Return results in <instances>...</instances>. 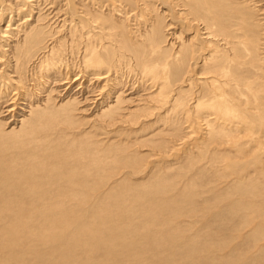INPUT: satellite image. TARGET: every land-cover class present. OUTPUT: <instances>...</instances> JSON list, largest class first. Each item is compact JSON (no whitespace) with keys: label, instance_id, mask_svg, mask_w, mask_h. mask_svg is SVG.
I'll use <instances>...</instances> for the list:
<instances>
[{"label":"rangeland","instance_id":"obj_1","mask_svg":"<svg viewBox=\"0 0 264 264\" xmlns=\"http://www.w3.org/2000/svg\"><path fill=\"white\" fill-rule=\"evenodd\" d=\"M13 1L17 0H10ZM34 1L35 10L31 12V7L24 9L19 12V16L25 14L26 19L34 21L35 16L31 15L36 13V17L40 18L36 22L44 21L47 24L48 31L46 27L43 28L45 35L41 49L31 53L34 63L30 62V65L39 64L38 68H33L35 71L37 69V74L31 75L36 79L31 76L27 81L18 77L0 78V83L10 80L12 83L4 85V89H8L6 93L0 90V259L3 260H0V264H136L137 261L138 264H264V173L254 168L264 158V91L258 90L264 86V51L260 49L261 53L257 57L249 58L255 54L253 51L249 54L242 46H239L243 49L240 51L235 48L237 57L248 61L245 60L239 67L229 58H226L228 61L221 59V62H228L224 66L229 67L230 74L235 78L233 81H241L239 88L232 87L230 91L219 88L222 76L214 82L215 78H212L211 73L204 72V67L200 71V60L207 54L209 39L213 47L218 37L235 40L237 35L236 39L242 38L250 48L255 37L260 39L264 36V0H218L221 8H208L203 0H172L173 5H176L173 6L174 10H170L169 5L164 6L162 0H112L109 3L113 8L110 5L109 8L113 15L106 22L108 29L104 32L105 39L100 37V32L104 29L101 28V19L108 13L106 6H100L101 10L87 8L90 14L82 18L91 16L95 21L84 24L83 29H80L76 24L79 21L76 17L78 13L74 18L69 15L67 8L63 13V3H68L67 0ZM74 1L79 7V1ZM131 1L134 2L132 6L127 3ZM84 4L90 5L89 2ZM195 20L204 21L212 34H204L200 38L201 32L198 31L199 36H194L196 28L191 24ZM11 27L9 35L21 28L19 25ZM109 32L118 34L124 42L125 47L121 50L123 56L118 60V50L115 49L112 53L117 63L112 59L113 65L98 69L104 78L90 80L91 75L82 69L81 64L83 44L87 38L103 39L100 53L105 57L107 46L110 49L115 42L114 39L106 41L111 34ZM57 37L62 39L58 40ZM53 38L59 41L54 44L53 50L59 48L64 53L61 54L62 64L55 67L59 75L50 84L47 69L52 64V56L47 54ZM61 41L62 46L59 45ZM6 43V51L9 45H15V42ZM231 44L227 43L226 47L228 53L232 52L229 56L234 52L233 47H236L235 43L233 46ZM6 51L0 58L2 73L11 70ZM36 53L38 56L41 53V58ZM179 58H183V61ZM166 59L169 63L167 74L171 92L167 87L163 94L169 95V99L176 97V102L179 101V104H173L172 110L171 103H163L162 90L160 94L153 93L155 90L152 88L154 83L151 76L145 73L147 70H142L145 65L157 66L163 60L166 62ZM14 60L17 62V58ZM67 77H72L71 82ZM253 77H256L255 82L259 81L258 85ZM251 80L253 85L249 93L251 95L252 90L259 91L256 95L257 104L250 102L251 96L244 88V83ZM17 81L20 86H16ZM32 82H36V85ZM112 84L116 87L110 90ZM28 86L30 90L37 88L34 95L27 93L28 96L24 92L29 90ZM117 89L119 91L116 92ZM52 94L57 99L51 98ZM119 95L122 101L114 98H119ZM44 96H49V99L43 100ZM140 98L143 100H140L142 109L124 121L127 105L134 104ZM188 98L191 99L190 103ZM234 98L241 103L240 106L235 104L233 117L222 114L223 117L210 109L199 110L208 107V103L216 99L231 104ZM198 101L201 106L196 105ZM164 106L168 112L164 111ZM252 106L257 111H252ZM198 112L200 116H197ZM198 117L204 119V125L198 123ZM213 130L215 133L212 134ZM219 131V134L216 133ZM205 132L212 135L208 134V137ZM228 135L233 137L232 140H237V147L231 142L226 143L225 138L231 139ZM24 170H27L26 175L36 178L35 188L28 180L17 186L12 185V177L9 179L8 175ZM28 190L33 199L31 196L26 197ZM91 192H94L93 195ZM69 206L72 209L68 210ZM4 244H7V249ZM63 253L66 254L63 256ZM142 254L144 257V254L147 255L144 258ZM14 255L21 260L17 261ZM42 255L48 256L45 258ZM58 257L60 260L63 257V262L59 263Z\"/></svg>","mask_w":264,"mask_h":264},{"label":"bare ground","instance_id":"obj_2","mask_svg":"<svg viewBox=\"0 0 264 264\" xmlns=\"http://www.w3.org/2000/svg\"><path fill=\"white\" fill-rule=\"evenodd\" d=\"M12 1V0H11ZM79 2V4H78V6L79 7H77V4H76V2L74 1V0H67V2L68 3H63L64 4V6H65V9H64V12L63 13H65V11H66V8H67V11H68V13H69V15H71L72 16V18H74L75 16H76V13H78L77 14V18L79 19V21H76V24H77V26L79 25V27H80V29H83V26H84V24L85 25H87V24H89L90 23V21H93L94 20V18H92L91 19V16L90 17H87V18H82V17H84V16H89V14L90 13H88L87 11H86V9L88 8V9H100L101 10V7L100 6H106L108 9H107V14H105V16L104 15H102V19H101V23L103 24L102 26H101V28H104L101 32H100V37H104V32H105V29L108 27L107 25H106V22L107 21H110V19H111V16L113 15V13H111L112 12V10H110L111 8H113V6L109 3L110 1H112V0H78ZM121 1V0H120ZM119 1V2H120ZM130 1V0H129ZM135 1V0H134ZM163 1V5L164 6H166L167 7V5H169L170 6V10H174L173 9V6H175L176 7V5H173V1L172 0H162ZM204 1V5L205 4H207L209 7L208 8H213V7H216V6H219L220 8L222 7L219 3H218V0H203ZM38 2V1H37ZM84 2H89V4L90 5H86V4H84ZM116 2V1H115ZM202 2V1H201ZM200 2V3H201ZM239 2V1H238ZM247 2V1H246ZM251 2H254V1H251ZM261 2V1H260ZM105 3H107L108 5H103V4H105ZM117 3V2H116ZM121 3V2H120ZM129 5H134V2L133 1H131V2H127ZM187 3V2H186ZM199 3V4H200ZM203 3V2H202ZM201 3V4H202ZM240 3V2H239ZM242 3V2H241ZM259 3V2H258ZM262 3V2H261ZM15 4H16V6H15ZM122 4V3H121ZM120 4V5H121ZM178 4V3H177ZM200 4V5H201ZM34 5H35V1L34 0H17V1H13V2H10V0H0V41H1V45H0V58H1V55H3V51H4V53H5V51H6V47H7V43L6 42H8V45L9 44H11V43H14L15 42V45L13 44V45H9V47H8V50L6 51L7 52V61H8V66L11 68V70H10V72H8L7 71V73L5 72V73H2L3 72V69L1 70V66H0V78L1 77H4V78H10V79H14V78H16V77H18V79L20 78V79H26V81H27V78L28 77H30L31 75H35V74H37V69H36V71H35V69L33 70V68L34 67H36L37 66V68H38V63H36V65L35 64H31L30 65V62H32L31 61V53L33 54V50H36V49H41L40 48V45L42 44V40L44 39V35H45V32H44V30H43V28L44 27H46V30H47V24H46V22H44V21H39V23H37L36 21H38L40 18H38V16L36 17V13L35 14H33V15H31V16H35L34 17V21H30V18H28V19H26L25 18V14L24 15H21V16H19V12L20 11H23L24 9H28V8H30L31 7V12L32 11H34L35 9L34 8H36V7H34ZM109 5H110V7L111 8H109ZM182 5V4H181ZM254 5V4H253ZM36 6V5H35ZM63 6V7H64ZM163 6V7H164ZM195 6V5H194ZM16 7V8H15ZM123 7V6H122ZM162 7V8H163ZM182 7H183V5H182ZM258 7H259V5H258ZM118 8V7H117ZM161 8V7H160ZM165 8V7H164ZM163 8V9H164ZM179 8V7H178ZM187 8V7H186ZM263 8V7H262ZM105 9V8H104ZM29 10V11H30ZM38 10H39V8H38ZM114 10V9H113ZM117 10V9H116ZM141 10V9H140ZM162 10V9H161ZM165 10V9H164ZM182 10V9H181ZM97 11V10H96ZM166 11V10H165ZM168 11V10H167ZM208 11H209V9H208ZM31 12H30V14H31ZM98 12V11H97ZM123 12V11H122ZM121 12V13H122ZM263 12H264V10H263ZM37 13H39V12H37ZM120 13V14H121ZM127 13H128V11H127ZM126 13V14H127ZM130 14H131V12H129ZM54 14V13H53ZM151 14V13H150ZM165 14V13H164ZM48 15V14H47ZM82 15V16H81ZM124 14H122V16H123ZM128 15V14H127ZM41 16V15H40ZM55 16V15H54ZM121 16V15H120ZM126 16V15H125ZM149 16V15H148ZM29 17V16H28ZM51 17V16H50ZM22 18H23V20H22ZM25 18V19H24ZM62 18V17H61ZM61 18H58V20L59 19H61ZM44 19V18H43ZM204 19H206V17H204ZM257 19V18H256ZM48 20V19H47ZM58 20H57V22H58ZM155 20V19H154ZM262 20V19H261ZM264 20V19H263ZM262 20V21H263ZM21 21V22H20ZM46 21V20H45ZM52 21V20H51ZM62 21V20H61ZM95 21V20H94ZM98 21V20H97ZM196 21V20H195ZM242 21V20H241ZM16 22H18V24H16ZM20 22V23H19ZM33 22H35L36 24H34ZM100 22H99V24H100ZM260 22V21H259ZM4 23H5V25H4ZM34 25H33V24ZM50 23V22H49ZM171 23H173L174 24V22H171ZM186 23V22H185ZM184 23V24H185ZM190 23H192V22H190ZM242 23V22H241ZM248 23V22H247ZM251 23V22H250ZM31 24V25H30ZM75 24V25H76ZM173 24H171V26L173 25ZM231 24V23H230ZM253 24V23H252ZM4 25V26H3ZM16 25H19V26H21V28H20V30L19 29H17V30H15L14 31V34H11L10 33V35H9V32H10V28H12L11 26H16ZM33 25V26H32ZM187 25V24H186ZM192 26H194L195 28H196V32L194 33V36L195 35H197V36H199V34H198V31H200L201 33H200V38L201 37H203V35L205 34H212V30L210 31L209 30V27L204 23V21H196V22H194L193 24H191ZM190 25V26H191ZM262 25H263V23H262ZM1 26H3L2 27V29H1ZM89 26V25H88ZM189 26V27H190ZM253 26V25H252ZM255 26H257V25H255ZM258 26H259V24H258ZM50 27V26H49ZM48 27V28H49ZM58 28H59V26H57ZM82 27V28H81ZM174 27V26H173ZM172 27V28H173ZM135 28V27H134ZM192 28V27H191ZM190 28V29H191ZM257 28H259V27H257ZM52 29V28H51ZM53 29H54V25H53ZM108 29V28H107ZM181 29H182V27H181ZM193 29V28H192ZM250 29V28H249ZM57 30V29H56ZM55 30V31H56ZM226 30V29H225ZM239 30V29H238ZM243 30V29H242ZM257 30V29H256ZM48 31V30H47ZM59 31V30H58ZM169 31V30H168ZM181 31V30H180ZM108 32V31H107ZM244 32V31H243ZM254 32V31H253ZM260 32V31H259ZM56 33V32H55ZM82 33V32H81ZM87 33V32H86ZM92 33V32H91ZM109 33H111L110 35H109V37H107V40L106 41H108V40H115V42H114V47H111L110 49H109V46H107V48H108V50L107 51H105V57L102 55V53H100V48L102 49V47H103V43H101V41L103 40V39H105V37L101 40V41H98L96 38L97 37H91V38H87L86 40H85V45L83 44V52H82V57H81V64H82V66H83V70L86 72V73H88V75H91V78H89L90 80L91 79H94V80H101L102 78H104V76H102V72H98L99 70L98 69H105V66H107V67H109L110 65H113V60H115L116 61V63H117V61L118 60H120L121 58H122V56H123V53H122V48L123 47H125V45H124V42L118 37V34H116V35H114V34H112L113 32H109ZM134 33H136V31L134 32ZM133 33V34H134ZM140 33V32H139ZM232 33V32H231ZM238 33V32H237ZM255 33V32H254ZM264 33V31L262 32V34ZM9 36H8V35ZM48 34V33H47ZM141 34V33H140ZM226 34V33H225ZM242 34V33H241ZM259 33L257 32V35H258ZM50 35V34H49ZM48 35V36H49ZM135 35V34H134ZM133 35V36H134ZM253 36L255 35V34H252ZM260 35V34H259ZM55 36H57V34L55 35ZM91 36V35H90ZM252 36V37H253ZM37 37V38H36ZM86 37V36H85ZM192 37H193V35H192ZM236 37H237V35L235 36V40H233V39H229V38H226V37H224V36H222L221 38L220 37H218V39L216 40V42L214 43V45H213V47L210 45L211 44V40L209 39V42L207 41V40H203V41H205L206 43L208 42V46H207V54L205 55V56H203L202 58H201V63H202V65H201V67H200V71L203 69V67L205 68V71L204 72H208V73H211V75H212V78H215L214 79V82H216L221 76V78L223 79V80H221L222 82H221V86L219 85V88L221 87L222 89H224V91H230V90H232L231 88L232 87H234V89H235V87H237V88H239V83L241 82V81H233V79H235L234 77H233V75H231L230 74V69H229V67L228 66H224V63L226 62V61H228V59H226V58H229V59H231V62L232 63H234L237 67H239V66H241L244 62H245V60H243V59H241V58H239V56L237 57V54H238V52H237V50H243L244 49V51H246V52H249V54L253 51L255 54L253 55H251V56H249V58L251 57V58H253V56H255V57H257L258 56V54H260L261 52V50L262 51H264V36L263 37H260V39L258 38H254V42H253V44L251 45V47L249 48V47H247L246 45H245V42H244V40H241L242 38H237L236 39ZM58 38V37H57ZM61 39H62V37H60ZM214 38V37H213ZM244 38V37H243ZM248 38V37H247ZM251 38V37H250ZM47 39H49V38H47ZM61 39H59L58 38V40H61ZM81 39V38H80ZM57 40V39H56ZM64 40V39H63ZM213 40V39H212ZM247 40H249V39H247ZM253 40V39H252ZM14 41V42H13ZM105 41V42H106ZM191 41V40H190ZM249 41H251V40H249ZM6 44H5V43ZM44 42V41H43ZM57 41H55L54 40V38L52 39V41H51V43H52V47H50L49 46V52H48V54L47 55H51L52 57V61H51V63L53 64H51L50 65V68L49 69H47V73H48V77L47 78H51V79H49L51 82H50V84H53L52 82H53V80L59 75L58 74V71H57V68H55L56 66L58 67V65L59 64H62V61L63 60H61V58H62V56H61V54L62 53H64L63 52V50L62 49H59V48H57V50L55 49V50H53L54 49V47L53 46H55L54 44L56 43ZM59 42V41H58ZM57 42V43H58ZM62 42L63 41H61L60 43H59V45L60 46H62ZM4 43V44H3ZM82 43V42H81ZM227 43H232L233 45H234V43H235V45L234 46H236V47H233V50H234V52H233V54L232 55H228V54H231L232 52L230 51L229 53L227 52L228 51V48H226L227 47ZM47 44H48V42H47ZM75 44V43H74ZM231 44V45H232ZM251 44V43H250ZM43 45V44H42ZM104 45H106V44H104ZM232 45V46H233ZM4 46H6V47H4ZM239 46H242L243 47V49L242 48H240ZM58 47V46H57ZM210 47H211V49H210ZM3 48V49H2ZM45 48H46V46H45ZM203 48V47H202ZM204 48H206V47H204ZM235 48H237V50L235 51ZM48 49V48H47ZM46 49V50H47ZM118 50V55H119V59L117 60L116 58L114 59L113 58V51L114 50ZM261 49V50H260ZM45 50V53H47V51ZM104 50V49H103ZM231 50V49H230ZM33 51V52H32ZM57 51H60L59 53L57 52ZM81 51V50H80ZM36 52V51H35ZM37 52H39V51H37ZM42 52V51H41ZM37 54V53H36ZM56 54H58V55H56ZM155 54V53H154ZM225 54V55H224ZM239 54H241V53H239ZM246 54V53H245ZM6 55V54H5ZM81 55V54H80ZM179 55V54H178ZM223 55L225 56V57H223ZM235 55V56H234ZM242 55V54H241ZM240 55V56H241ZM257 55V56H256ZM264 55V54H263ZM4 56V55H3ZM2 56V57H3ZM42 56H46V54L44 55H42ZM201 56V55H200ZM260 56V55H259ZM37 57L38 58H41V53H40V56H38V54H37ZM47 57H50V56H47ZM248 57V56H247ZM6 57H4L3 59H4V61L6 60L5 59ZM17 58V62L14 60L13 61V59H16ZM34 58V57H33ZM46 58V57H45ZM50 58V59H51ZM222 58H224V59H226V61H223V62H221L222 60ZM35 59H36V57H35ZM113 59V60H112ZM165 59V58H164ZM177 59V58H176ZM180 59V58H179ZM223 59V60H224ZM256 59V58H255ZM258 59H261V58H259L258 57ZM262 59H263V57H262ZM2 60V59H1ZM0 60V61H1ZM34 60V59H33ZM40 60H42V59H40ZM61 60V61H60ZM181 61H183V58H181L180 59ZM38 61V60H37ZM181 61H179V63L181 62ZM247 61V60H246ZM253 61H254V59H253ZM252 61V62H253ZM256 61H257V59H256ZM256 61H254V63L256 62ZM261 61V60H260ZM3 62V61H2ZM196 62V61H195ZM262 62H264V61H262ZM32 63H34V61L32 62ZM49 63V62H48ZM176 63V62H175ZM183 62H181V64H182ZM226 63H228V62H226ZM247 63H248V61H247ZM253 63V64H254ZM41 64H42V62H41ZM256 64V63H255ZM257 64H258V62H257ZM261 64V63H260ZM259 64V65H260ZM45 65V64H44ZM49 65V64H48ZM187 65H189V63H187ZM252 65V64H251ZM263 65H264V63H263ZM262 65V66H263ZM62 66V65H61ZM143 66H144V64H143ZM146 66V65H145ZM142 67V70H147L145 73H148L149 74V76H151L150 78H151V80L153 81L152 83H154V85H152V88L155 90V92H153L154 94H158L161 90V92H162V100H164V102L163 103H166L167 105H168V103H171L170 104V109L172 108V106H173V104H179L178 102H176V97H171L170 99H169V95H164L163 94V91H164V89H166L167 87H168V85H169V77H168V74H167V72L169 71V63H168V59H166V62L163 60L161 63H158V65L157 66H151V67ZM41 67V66H40ZM43 67V66H42ZM252 67V66H251ZM10 68H8V69H10ZM48 68V67H47ZM178 68V67H177ZM260 68H262V67H260ZM259 68V69H260ZM7 69V68H6ZM61 69V68H60ZM179 69V68H178ZM254 69V68H253ZM257 69V68H256ZM255 69V70H256ZM83 70H82V72H83ZM254 70V71H255ZM60 71V70H59ZM257 71V70H256ZM262 71H264V69H262ZM261 71V72H262ZM44 72V71H43ZM198 72V71H197ZM258 72H260V71H258ZM260 72V73H261ZM42 73V72H41ZM84 73V72H83ZM195 73V72H194ZM200 73V72H199ZM259 73V74H260ZM264 73V72H263ZM9 74H11V75H9ZM44 74V73H43ZM45 74H46V72H45ZM58 74V75H57ZM258 74V73H257ZM258 74V75H259ZM14 75H15V77H14ZM41 75V74H40ZM47 75V74H46ZM61 75V74H60ZM196 75H198V74H196ZM256 75V74H255ZM257 75V76H258ZM262 75H264V74H262ZM43 76V75H42ZM67 76V75H66ZM102 76V77H101ZM208 76V75H207ZM256 76V77H257ZM32 77V76H31ZM35 76H33L32 78H34ZM55 77V78H54ZM80 77V76H79ZM219 77V78H218ZM255 77V78H256ZM259 77V76H258ZM262 77V76H261ZM261 77H259V78H261ZM32 78H30L31 80H32ZM46 78V77H45ZM61 78V77H60ZM68 79V81L69 82H71V78H69V77H67ZM220 78V79H221ZM254 78V77H253ZM253 78H251V79H253ZM255 78H254V82H255ZM2 79V78H1ZM35 79H36V77H35ZM41 79V78H40ZM149 79V78H148ZM204 79H206V77L204 78ZM207 79H208V77H207ZM15 80H17V79H15ZM31 80L30 81H28V84H29V82H31ZM43 80H45V79H43ZM43 80H41L42 82H43ZM60 80H63V77L60 79ZM59 80V81H60ZM106 80V79H105ZM240 80V79H239ZM258 80V79H257ZM261 80H263V79H261ZM24 81V80H23ZM55 81V80H54ZM157 81V83L155 84V82ZM243 81V80H242ZM252 81L253 80H251L250 82L248 81V83L246 82V83H244V88H245V90L247 91V94H249V96H251L250 97V102H253L254 104H257V99H256V95H258V92L259 91H257V90H252V93H251V95H250V93H249V89H252V85L253 84H251L252 83ZM1 82V81H0ZM18 82V83H17ZM16 83V86H20V83H19V81H17ZM36 82H39L38 80L36 81ZM35 82V83H36ZM65 82V81H64ZM109 82V81H108ZM112 82V81H111ZM117 82V81H116ZM115 82V83H116ZM187 82V81H186ZM185 82V83H186ZM208 82V81H207ZM244 82V81H243ZM253 82V83H254ZM259 81H257V82H255L256 84L258 83ZM261 82V81H260ZM33 84H35L34 82H32ZM41 82H39V84H40ZM47 83V82H46ZM151 83V82H150ZM263 83H264V81H263ZM6 84H12L11 83V80H10V82H7V83H0V90H1V92H3V93H6L7 91H8V89H7V91L4 89V85H6ZM33 84H31V85H33ZM42 84V83H41ZM44 84V83H43ZM48 84V83H47ZM106 84V83H105ZM111 84V83H110ZM36 85V84H35ZM34 85V86H35ZM45 85V84H44ZM60 85H61V82H60ZM258 85V84H257ZM261 85V84H260ZM22 86H23V84H22ZM34 86H32V87H34ZM39 86V85H38ZM46 86V85H45ZM45 86H43V87H45ZM53 86V85H52ZM243 86V85H242ZM31 87V88H32ZM40 87V86H39ZM116 86H115V84H112L111 85V87H110V90H112V89H114ZM118 88V87H117ZM119 88H120V86H119ZM118 88V89H119ZM178 87H176V89H177ZM241 89H242V87H240ZM10 89V88H9ZM28 89H29V86H28ZM37 89V88H36ZM36 89H32V90H28V91H25L24 90V92L27 94H29V93H33V95H34V92H36L37 90ZM116 90V92L117 91H119V90ZM176 89H175V91H176ZM255 89V88H254ZM27 90V89H26ZM47 90V89H46ZM51 90V89H50ZM56 90V89H55ZM99 90V89H98ZM171 90V89H170ZM179 90V89H178ZM180 90H181V87H180ZM216 90V89H215ZM221 90V89H220ZM258 90H262V91H264V86L262 87V86H260L259 88H258ZM153 91V90H152ZM168 91H169V87H168ZM167 91V92H168ZM217 91V90H216ZM238 91H239V89H238ZM254 91V92H253ZM13 92H14V90H13ZM19 92V91H18ZM45 92V91H44ZM48 92V91H47ZM114 92V91H113ZM116 92H114V93H116ZM167 92H166V94H167ZM169 92H171V91H169ZM178 92V91H177ZM129 93V92H128ZM180 93V92H179ZM182 93V92H181ZM216 93V92H215ZM220 93V92H219ZM224 93V92H223ZM226 93H228V92H226ZM232 93H233V91H232ZM261 93H263V92H261ZM23 94V93H22ZM27 94V95H28ZM38 94V93H37ZM58 94V93H57ZM154 94L151 96V97H153L154 96ZM160 94V93H159ZM168 94H170V93H168ZM173 94V93H172ZM172 94H171V96H172ZM234 94V93H233ZM241 94V93H240ZM1 95V94H0ZM20 95V94H19ZM24 95V94H23ZM23 95H22V97H23ZM39 95H40V93H39ZM42 95V94H41ZM143 95V94H142ZM219 95V94H218ZM228 95V94H227ZM245 95V94H244ZM13 96H15V95H13ZM28 96H30V95H28ZM37 96V95H36ZM52 96H53V94H52ZM60 96V95H59ZM61 96H63V95H61ZM60 96V97H61ZM110 96V95H109ZM222 96V95H221ZM225 96V95H224ZM246 96V95H245ZM1 97V96H0ZM8 97H10V95H8ZM7 97V98H8ZM19 97V96H18ZM142 97V96H141ZM147 97H148V95H147ZM146 97V98H147ZM150 97V98H151ZM183 97V96H182ZM218 96L216 95V98H217ZM20 98V97H19ZM51 98H53V99H55L56 97H55V95L53 96V97H51ZM114 98H116V100H120V101H122L121 100V96L119 95V98H117V96H115ZM131 98H133V97H131ZM131 98H130V100H131ZM145 98V99H146ZM149 98V97H148ZM149 98V99H150ZM4 99V98H3ZM18 99V98H17ZM43 100H46V99H49V96H47V97H43L42 98ZM57 99V98H56ZM67 99V98H66ZM96 99V98H95ZM142 98H140L137 102H134V104H128L127 105V108H126V110H127V112L123 115L124 116V118L123 119H125L124 121H126V119L128 118H130V117H133V115H134V113L135 112H138V111H140L142 108H140V105L142 106V104H140V100H141ZM144 99V100H145ZM189 99V98H188ZM196 99V98H195ZM222 99H223V97H222ZM263 99V98H262ZM1 100V99H0ZM40 100V99H39ZM61 100V99H60ZM91 100V99H90ZM89 100V101H90ZM113 100V99H112ZM136 100V99H135ZM183 100V99H182ZM184 100H185V98H184ZM187 100V99H186ZM245 100V99H244ZM37 101V100H36ZM47 101V100H46ZM46 101H44V102H46ZM56 101V100H55ZM92 102H94V100L92 99L91 100ZM97 101V100H96ZM111 101V100H110ZM114 101V100H113ZM134 101V100H133ZM143 100H141V102H142ZM190 101H191V99H189V103H190ZM203 101V100H202ZM231 101V100H230ZM235 101V98L231 101L232 103L230 104V103H224V102H219V100L218 99H216V100H214V101H212L211 103H208V107L207 106H205V107H201V109H199L200 111H204V110H208V109H210L211 111H215V112H217L219 115L221 114H223L224 116H228V117H233L234 116V113H235V111L233 110V108L235 107V104L237 105V104H239V106H240V103L241 102H239V100H237L236 99V101ZM11 102V101H10ZM14 102V101H13ZM24 102V101H23ZM44 102H42V104L44 103ZM131 102H132V100H131ZM149 102H150V100H149ZM182 102V101H181ZM247 102V101H246ZM35 103V102H34ZM38 103H39V101H38ZM91 103V102H90ZM109 103V102H108ZM187 103H188V100H187ZM196 103V105H200L201 106V104L199 103V101L198 102H195ZM13 105H14V103H12ZM16 104V103H15ZM48 104V103H47ZM46 104V105H47ZM51 104V103H50ZM23 105V104H22ZM32 105V104H31ZM181 105H183V103L181 104ZM250 105V104H249ZM262 105H264V104H262ZM25 106V105H24ZM44 106V105H43ZM52 106V105H51ZM60 106V105H59ZM102 106V105H101ZM108 106V105H107ZM185 106V105H184ZM203 106V105H202ZM5 107V106H4ZM105 107V106H104ZM169 107V106H168ZM261 107H263V106H261ZM31 109H32V107H30ZM42 108V107H41ZM60 108V107H59ZM95 108V107H94ZM146 108V107H145ZM164 109H165V106L163 107ZM2 109V108H1ZM0 109V110H1ZM14 109V108H13ZM29 109V108H28ZM117 109V108H116ZM175 109V108H174ZM181 109V108H180ZM179 109V110H180ZM254 109V110H253ZM56 110V109H55ZM59 110V109H58ZM112 110V109H111ZM125 110V109H124ZM146 110V109H145ZM169 110V109H168ZM172 110V109H171ZM194 110V109H193ZM198 110V111H199ZM29 111V110H28ZM42 111V110H41ZM112 111H114V110H112ZM123 111V110H122ZM164 111H167V109H165ZM189 111V110H188ZM196 111H197V109H196ZM196 111H195V114H194V112L192 113V114H194V115H196ZM219 111V112H218ZM252 111H257V109L254 107V106H252ZM4 112V111H3ZM2 112V113H3ZM21 112V111H20ZM33 112V111H32ZM37 112V111H36ZM35 112V113H36ZM40 112V111H39ZM46 112V111H45ZM44 112V113H45ZM54 112V111H53ZM61 112V111H60ZM116 112V111H115ZM119 112H120V110H119ZM118 112V113H119ZM168 112V111H167ZM187 112V111H186ZM209 112V111H208ZM234 112V113H233ZM30 113V112H29ZM34 113V112H33ZM118 113H117V116H118ZM201 113V112H200ZM210 113V112H209ZM120 114V113H119ZM165 114V113H164ZM180 114V113H179ZM36 115H37V113H36ZM56 115V114H55ZM122 115V114H121ZM168 115V114H167ZM201 115V114H200ZM199 115V112H198V114H197V116H200ZM210 115V114H209ZM208 115V116H209ZM222 115V116H223ZM239 115V114H238ZM29 116H30V114H29ZM154 116V115H153ZM205 116H206V113H205ZM211 116H212V114H211ZM223 116V117H224ZM244 116V115H243ZM119 117V116H118ZM121 117V116H120ZM193 117V116H192ZM196 117V116H195ZM34 118V117H33ZM122 118V117H121ZM135 118V117H134ZM175 118V117H174ZM187 118V117H186ZM190 118H191V115H190ZM197 118V117H196ZM198 123H200V122H202L203 123V121H204V119L201 117V118H199L198 117ZM241 119V118H240ZM61 120V119H60ZM112 120V119H111ZM181 120V119H180ZM210 120H212V118L210 119ZM33 121V120H32ZM113 121H114V119H113ZM123 121V122H124ZM206 121H207V118H206ZM219 121V120H218ZM264 121V120H263ZM59 122V121H58ZM112 122V121H111ZM208 122H209V119H208ZM212 122V121H211ZM210 122V123H211ZM246 122L248 123V120H246ZM60 123V122H59ZM264 123V122H263ZM112 124V123H111ZM205 123H203V125H204ZM208 124V123H207ZM206 124V125H207ZM60 125V124H59ZM59 125H57V126H59ZM63 125V124H62ZM113 125V124H112ZM201 125V124H200ZM200 125H199V127H200ZM223 125V124H222ZM208 126V125H207ZM212 126H213V123H212ZM206 127V126H205ZM32 128V127H31ZM207 128V127H206ZM222 128H224L225 129V127H222ZM254 128V127H253ZM203 129V128H202ZM207 129H209V128H207ZM216 129V128H215ZM220 129V128H219ZM218 129V130H219ZM206 130V129H205ZM226 130H227V128H226ZM210 131H211V129H210ZM224 131V130H223ZM223 131H221V133L223 132ZM249 131H253L252 129H250ZM207 132H209L208 130H207ZM37 133V132H36ZM206 133V132H205ZM213 133H215V131L213 130L212 131V134ZM216 133H220V131L219 132H216ZM223 133H225V132H223ZM250 133V132H249ZM264 133V132H263ZM208 134L209 133H206V136H208ZM211 134V135H212ZM217 134V135H218ZM228 134V133H227ZM210 134H209V136H211ZM232 135V134H231ZM230 135V136H231ZM208 136V137H209ZM222 136V135H221ZM229 136V135H228ZM229 136V137H230ZM47 137V136H46ZM208 137H207V139H208ZM225 137V136H224ZM227 137V136H226ZM228 137V138H229ZM235 137V136H234ZM231 139H226L225 138V141H226V143L227 142H231V144L233 143L236 147H237V145H239V144H237L238 142H236L237 140H235V139H233L232 140V136L230 137ZM203 139V138H202ZM201 139V140H202ZM238 139V138H237ZM211 140V139H210ZM219 140V139H218ZM218 140L216 141V142H218ZM224 140V139H223ZM200 141V140H199ZM203 142H204V140H202ZM206 141V140H205ZM201 142V141H200ZM214 142V141H213ZM215 142V143H216ZM237 149V148H236ZM210 150V149H209ZM240 150V149H239ZM211 151V150H210ZM256 152V151H255ZM55 153V152H54ZM58 154V153H57ZM211 154V153H210ZM240 154H243V153H240ZM222 155V154H221ZM224 156H225V154H223ZM231 156V155H230ZM237 156H238V154H237ZM212 157V156H211ZM217 157V156H216ZM227 157H228V155H227ZM221 158V157H220ZM240 158H242V157H240ZM205 159V158H204ZM216 159V158H215ZM218 159V158H217ZM227 159V158H226ZM231 160V159H230ZM228 161H229V159H228ZM238 161V160H237ZM220 162H222V161H220ZM232 162V161H231ZM234 162V161H233ZM226 164H227V162H225ZM28 165L30 166V164L28 163ZM37 165V164H36ZM202 165V164H201ZM217 166V165H216ZM258 166V165H257ZM254 167L255 168V170L257 171V172H259V173H264V158H261V160H260V163H259V166L258 167ZM219 167H221V166H219ZM252 167V166H251ZM206 168V167H205ZM228 168V167H227ZM232 168V167H231ZM13 169V168H12ZM34 170V169H33ZM40 170V169H39ZM219 170H220V168H219ZM27 170H24L22 173H17V172H14V174H12L11 173V175H8V178L9 179H11V177H12V179L11 180H13L12 182L14 183V184H12L13 186H17V185H20V184H23L26 180H28L30 183H31V185L33 186V185H35V182H36V178L34 179V177H33V175H26L25 174V172H26ZM244 171V170H243ZM243 171H242V173H243ZM32 172H34V171H32ZM31 172V173H32ZM216 172V171H215ZM238 172V171H237ZM236 172V173H237ZM214 173V172H213ZM217 173V172H216ZM215 173V174H216ZM240 173V172H239ZM251 173V172H250ZM232 174V173H231ZM74 175V174H73ZM239 175H241V173L239 174ZM243 175V174H242ZM247 175V174H246ZM245 176V174L243 175V177ZM5 177H7V176H5ZM238 177V176H237ZM242 179V178H241ZM10 180V181H11ZM237 181V180H236ZM241 181H243V180H241ZM238 182H239V177H238ZM37 183V182H36ZM233 184H235V183H233ZM242 184V183H241ZM245 185V184H244ZM236 186V185H235ZM26 187H28L29 189H31V187L30 186H28V185H26ZM34 187V186H33ZM43 187V186H42ZM253 187V186H252ZM35 188V187H34ZM235 188V187H234ZM43 189V188H42ZM34 191V190H33ZM32 191V192H33ZM28 193H29V190L27 191ZM26 192V193H27ZM31 192V191H30ZM35 192H37V190L35 191ZM25 193V194H26ZM92 194L91 195H93V193L94 192H91ZM28 196H33V195H31V193H29L28 195H26V197H28ZM36 195H34V197H35ZM89 196V195H88ZM25 197V196H24ZM30 197V198H31ZM15 198V197H14ZM57 198V197H56ZM32 199H33V197H32ZM31 199V200H32ZM27 200V199H26ZM38 200V199H37ZM30 201V200H29ZM91 201V200H90ZM57 202V201H56ZM60 202V201H59ZM79 202V204H81L80 202L81 201H78ZM61 203V202H60ZM60 203H56V204H60ZM77 203V202H76ZM16 204V203H15ZM67 204V203H66ZM58 206V205H57ZM60 206V205H59ZM58 206V207H59ZM57 207V208H58ZM56 208V209H57ZM60 208V207H59ZM58 208V209H59ZM62 208V207H61ZM143 208V207H142ZM49 210L51 209V208H48ZM53 209V208H52ZM54 209H55V207H54ZM67 209L68 210H70V209H72V208H70V206L69 207H67ZM59 211V210H58ZM57 211V212H58ZM60 211H61V209H60ZM64 212V211H63ZM63 214V213H62ZM61 214V215H62ZM65 215H66V213H65ZM42 216V215H41ZM45 216V215H44ZM43 216V218L45 219V217ZM67 216V215H66ZM129 216V215H128ZM127 216V217H128ZM63 215H62V218L61 219H63ZM15 218V217H14ZM58 218V216L56 215V219ZM68 218V217H67ZM69 218H71V217H69ZM73 218V220H74V217H72ZM42 221H43V219H41ZM70 220V219H69ZM18 221V220H17ZM48 221H51V220H48ZM71 221V220H70ZM44 222H45V220H44ZM53 222V221H52ZM75 222V221H74ZM73 222V223H74ZM14 224H15V222H13ZM12 223V224H13ZM45 223H47V222H45ZM67 223V222H66ZM18 224V223H17ZM69 224V223H68ZM82 224V223H81ZM83 225V224H82ZM82 225H79L80 227L82 226ZM15 227V226H14ZM63 227V226H62ZM16 228V227H15ZM19 227H17V229H18ZM77 229V228H76ZM75 229V230H76ZM81 229V228H80ZM96 229V228H95ZM94 229V230H95ZM16 230V229H15ZM78 230V229H77ZM76 230V231H77ZM94 230H93V237H94ZM98 230V229H97ZM53 231V230H52ZM55 231V230H54ZM72 231V230H71ZM75 231V232H76ZM80 231V230H79ZM96 231V230H95ZM101 231V230H100ZM99 231V232H100ZM57 232V231H56ZM55 232V233H56ZM60 232V231H59ZM78 232V231H77ZM98 232V231H97ZM103 232V231H102ZM12 233V232H11ZM50 233H52V232H50ZM54 233V232H53ZM79 233V232H78ZM91 233V232H90ZM57 234H59L58 232H57ZM77 234V233H76ZM95 234H97L96 232H95ZM31 235V234H30ZM34 235V234H33ZM48 235V234H47ZM51 235V234H50ZM73 235H74V232H73ZM72 235V236H73ZM91 235V234H90ZM6 236V235H5ZM49 236V235H48ZM58 236V235H57ZM67 236H68V233H67ZM69 236H70V234H69ZM68 236V237H69ZM92 236V235H91ZM97 236V235H96ZM99 236V235H98ZM7 237V236H6ZM31 237V236H30ZM29 237V238H30ZM50 237V236H49ZM54 237V236H53ZM60 237V236H59ZM74 237V236H73ZM101 237V236H100ZM139 237V236H138ZM32 238V237H31ZM30 238V239H31ZM43 238H44V236H43ZM91 238V237H90ZM98 238V237H97ZM129 238H131V237H129ZM134 238V237H133ZM33 239V238H32ZM148 240H149V238H147ZM51 240V239H50ZM147 240V241H148ZM31 241V240H30ZM78 241V240H77ZM33 242V241H32ZM60 242V241H59ZM73 242V241H72ZM89 242V241H88ZM87 242V243H88ZM130 243V242H129ZM54 244V243H53ZM63 244V243H62ZM72 244V243H71ZM134 244V243H133ZM146 244V243H145ZM150 244V243H149ZM4 245H6V249H7V244H4ZM32 245V244H31ZM34 245V244H33ZM59 245V244H58ZM67 245V244H66ZM74 245V244H73ZM131 245H132V242H131ZM134 245H137V244H134ZM139 245V244H138ZM70 246H72V245H70ZM142 246H143V244H142ZM146 246V245H145ZM144 246V248H146ZM147 246H149V245H147ZM34 247V246H33ZM47 247V246H46ZM46 247L44 248V249H46ZM49 247H51V246H49ZM55 247V246H54ZM60 247H61V245H60ZM154 247H156L155 245H154ZM59 248V247H58ZM58 248H56V249H58ZM64 248V247H63ZM65 248H67V247H65ZM138 248V247H137ZM144 248H142V249H144ZM157 248V247H156ZM4 249V248H3ZM51 249V248H50ZM49 249V250H50ZM53 249V248H52ZM134 249V248H133ZM155 249V248H154ZM48 250V249H47ZM59 250V249H58ZM141 249H139V251H140ZM157 250V249H156ZM56 251V250H55ZM65 251V250H64ZM138 251V252H139ZM142 251V250H141ZM3 252V251H2ZM1 252V253H2ZM58 252V251H57ZM56 252V253H57ZM72 252V251H71ZM82 252V251H81ZM147 252V251H146ZM42 253V252H41ZM55 253V252H54ZM67 253V252H66ZM65 253V254H66ZM64 253H63V256L65 255ZM139 254H140V252H139ZM138 254V255H139ZM17 255V254H16ZM23 255V254H22ZM30 255V254H29ZM46 255V254H45ZM50 255V254H49ZM51 255H52V253H51ZM59 255V254H58ZM61 255V254H60ZM83 255V254H82ZM81 255V256H82ZM145 255V257H146V255L147 254H144ZM192 255V254H191ZM6 256H8V255H6ZM9 256H11V254H9ZM8 256V257H9ZM12 256H13V254H12ZM43 256V255H42ZM48 256V255H47ZM47 256H43V257H47ZM56 256V255H55ZM86 256V255H85ZM84 256V257H85ZM135 256V255H134ZM134 256L132 257V258H134ZM142 256H143V254H142ZM4 257V256H3ZM7 257V258H8ZM20 257V256H19ZM50 257V256H49ZM57 257V256H56ZM138 258H139V256H137ZM144 257V256H143ZM144 257V258H145ZM148 257V256H147ZM198 257V256H197ZM196 257V258H197ZM1 258V257H0ZM9 258H11V257H9ZM13 258H15V255H14V257ZM18 258V257H17ZM33 258H35V257H33ZM53 258H54V256H53ZM52 258V259H53ZM59 258V257H58ZM63 258V257H62ZM62 258H61V260H60V258H59V263L62 261ZM143 258V259H144ZM192 259H193V256L191 257ZM195 258V259H196ZM5 259V258H4ZM12 259V258H11ZM16 259V258H15ZM20 259V258H19ZM19 259H16L17 261H20ZM37 259V258H36ZM51 259V260H52ZM65 259V258H64ZM140 259V258H139ZM148 259H149V257H148ZM152 259V258H151ZM194 259V260H195ZM0 260H2V259H0ZM14 260V259H13ZM28 260V259H27ZM40 259H38V261H39ZM46 260V259H45ZM45 260H43V261H45ZM50 260V261H51ZM132 260V259H131ZM136 260V259H135ZM138 260V259H137ZM145 260V259H144ZM3 261V260H2ZM4 261H6V260H4ZM16 261V262H17ZM22 261H24V260H22ZM22 261H21V263H22ZM49 261V260H48ZM49 261V262H50ZM133 261H134V259H133ZM192 261V260H191ZM8 262H9V260H8ZM12 262V261H11ZM15 262V261H14ZM52 262H53V260H52ZM51 262V263H52ZM54 262H55V259H54ZM63 262V261H62ZM66 261L64 260V263H65ZM152 262V261H151ZM4 263H6V262H4ZM10 263V262H9ZM48 263V262H47ZM81 263V262H80ZM171 263V262H170ZM210 263V262H209ZM14 264V263H13ZM16 264H19V262H17ZM53 264V263H52ZM54 264H56V263H54ZM61 264H63V263H61ZM67 264H68V262H67ZM70 264V263H69ZM135 264V263H134ZM136 264H138V261H137V263ZM141 264H145L144 262H142ZM148 264V263H147ZM150 264V263H149ZM152 264H153V262H152Z\"/></svg>","mask_w":264,"mask_h":264}]
</instances>
